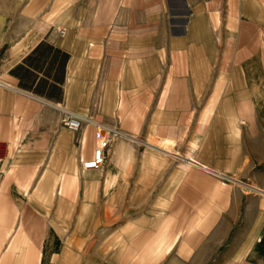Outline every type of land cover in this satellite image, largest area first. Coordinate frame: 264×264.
I'll list each match as a JSON object with an SVG mask.
<instances>
[{"label":"crops","instance_id":"crops-1","mask_svg":"<svg viewBox=\"0 0 264 264\" xmlns=\"http://www.w3.org/2000/svg\"><path fill=\"white\" fill-rule=\"evenodd\" d=\"M9 1L0 264H264V0Z\"/></svg>","mask_w":264,"mask_h":264},{"label":"built area","instance_id":"built-area-1","mask_svg":"<svg viewBox=\"0 0 264 264\" xmlns=\"http://www.w3.org/2000/svg\"><path fill=\"white\" fill-rule=\"evenodd\" d=\"M64 30H60L61 34H64ZM0 85L2 83L0 82ZM83 118L76 116L74 114H68V116L62 121L63 126L73 130L79 131L82 128ZM95 140L96 147L92 158L82 161L83 168L87 170H95L102 168L106 164L107 160V150L110 146L112 131L108 130L101 124H95Z\"/></svg>","mask_w":264,"mask_h":264},{"label":"rangeland","instance_id":"rangeland-1","mask_svg":"<svg viewBox=\"0 0 264 264\" xmlns=\"http://www.w3.org/2000/svg\"><path fill=\"white\" fill-rule=\"evenodd\" d=\"M22 2H23V5L25 4V1L24 0H21ZM11 2L9 1V0H1V6L2 7H7V6H10L11 4H10ZM164 240H158L157 241V243H156V246H158V248H160V247H162L163 246V242ZM159 242H161V243H159ZM157 248V249H158ZM156 249V250H157ZM161 249V248H160ZM162 249H163V247H162ZM150 255V254H149ZM150 256H152V255H150ZM155 256H157L158 257V254H155ZM164 257H165V254H160V256H159V258L158 259H162L163 261H162V264H168L167 262H168V258H165L164 259ZM212 264H215V263H212Z\"/></svg>","mask_w":264,"mask_h":264}]
</instances>
